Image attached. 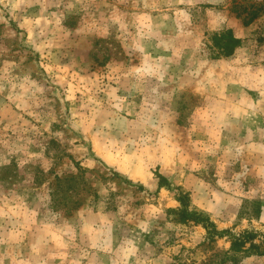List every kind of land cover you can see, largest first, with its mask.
Returning a JSON list of instances; mask_svg holds the SVG:
<instances>
[{
	"label": "rangeland",
	"instance_id": "obj_1",
	"mask_svg": "<svg viewBox=\"0 0 264 264\" xmlns=\"http://www.w3.org/2000/svg\"><path fill=\"white\" fill-rule=\"evenodd\" d=\"M0 264H264V0H0Z\"/></svg>",
	"mask_w": 264,
	"mask_h": 264
},
{
	"label": "trees",
	"instance_id": "obj_2",
	"mask_svg": "<svg viewBox=\"0 0 264 264\" xmlns=\"http://www.w3.org/2000/svg\"><path fill=\"white\" fill-rule=\"evenodd\" d=\"M211 39L213 40V43L219 47V53L228 55L230 54L234 47L239 45L241 42V39L236 37L232 30L227 28L223 30L222 32L215 33L212 35ZM159 182H163V177L160 178ZM183 204V202L181 201ZM53 206L55 207L54 203ZM207 227V223L204 225ZM257 232L255 231H244L239 236L232 235V247L236 246H242L244 243L248 240H252L256 237Z\"/></svg>",
	"mask_w": 264,
	"mask_h": 264
}]
</instances>
